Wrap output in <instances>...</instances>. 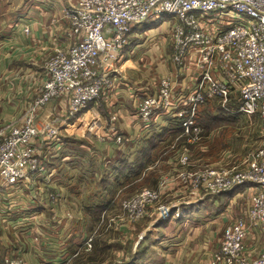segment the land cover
Segmentation results:
<instances>
[{
    "label": "built area",
    "instance_id": "obj_1",
    "mask_svg": "<svg viewBox=\"0 0 264 264\" xmlns=\"http://www.w3.org/2000/svg\"><path fill=\"white\" fill-rule=\"evenodd\" d=\"M63 1L67 6L61 7L60 20L66 41L59 43L55 37L36 96L27 102L14 125L0 129L1 199L14 195L45 171L40 165L45 154L35 141L47 145L60 130L56 118L40 119L39 110L53 99L66 97L69 113L75 115L101 98L129 44L126 33L139 24L146 26L144 32L151 28L157 34L167 31L166 43L172 48L169 57L178 69L177 74L166 71L156 77L154 92L139 99L136 114L141 123L149 124L159 113L188 115L184 131L192 134L188 141L195 143L202 132L193 126L196 108L218 99L228 112L235 106V111L243 115L258 113L264 130V0ZM165 16L175 19L168 28L150 24V20ZM30 30L29 24L23 28L25 35ZM179 76L186 79L185 87L187 84L191 88L182 97L177 95L180 87L173 86ZM190 156V151L180 154L177 174L190 196L250 189L246 217H236L225 226L211 264H264V137L238 166L206 165L193 170ZM13 198L17 200L18 195ZM58 198L60 193L50 191L52 203L57 204ZM152 205L162 217L171 213L172 207L160 201V192L155 189H143L121 200L120 209L126 220L138 221ZM65 217L73 215L67 212ZM5 218L6 210L0 209V219ZM256 232L262 239L261 251L254 246ZM90 241L85 244L86 251L91 248ZM9 254L0 264H26L21 257Z\"/></svg>",
    "mask_w": 264,
    "mask_h": 264
},
{
    "label": "crops",
    "instance_id": "obj_2",
    "mask_svg": "<svg viewBox=\"0 0 264 264\" xmlns=\"http://www.w3.org/2000/svg\"><path fill=\"white\" fill-rule=\"evenodd\" d=\"M27 1L28 5L21 8L23 0H0V129L16 122L27 102L36 96L44 62L54 50L55 37L59 43L66 41L64 23L60 20L64 1L50 0L52 5L48 6ZM27 24L31 30L25 35L23 28ZM145 28L139 24L130 30L129 44L119 59L113 84L101 98L75 115L69 114L66 98L52 100L39 110L40 119H57L59 142L46 145L39 139L35 141L44 151L46 159L43 158L50 163L49 167L44 162L45 171L18 189L17 200L13 198L15 194L0 198V209L6 210V218L0 219V262L10 253L21 257L26 264H110L114 241L118 238L121 244L128 241V251H121L123 264H211L225 226L238 216L237 211L229 213L231 208L223 204L226 195L235 192L220 194L212 200L190 196L177 178L178 159L183 151L167 157L164 153L158 155L157 147L168 140L148 142L142 137L143 130L153 126L161 116H178L175 112L159 113L149 124L141 123L137 117L139 99L154 92L155 78L166 71L177 74L178 70L169 57L172 48L166 43L167 31L157 34L155 29L152 34L154 28L144 32ZM185 80L180 76L174 79V89L180 87L179 97L191 89L187 84L185 87ZM101 102L110 117L108 122H103L108 127L103 132L106 138L101 143L98 139L96 144L106 154L138 147L132 165L131 161L123 160V172L132 169L138 177L131 182L142 184L146 180L142 187L158 190L160 201L172 207L168 216L162 217L152 205L138 221H128L119 214L107 224L102 215L113 206L111 202L102 204V209L93 202L83 207L79 201L70 202L67 191L58 185L61 169L70 162L71 155L63 153L69 148L67 135L72 130L76 132L74 128L88 114L96 118L102 111ZM98 123L102 127V121ZM53 151L61 152V157L58 153L53 155ZM50 191L60 193L57 204L50 201ZM94 210H98L97 215ZM67 212L73 217H65ZM88 238L93 247L86 251L84 241ZM262 248L260 241L258 250ZM99 251L106 255L99 256Z\"/></svg>",
    "mask_w": 264,
    "mask_h": 264
},
{
    "label": "rangeland",
    "instance_id": "obj_3",
    "mask_svg": "<svg viewBox=\"0 0 264 264\" xmlns=\"http://www.w3.org/2000/svg\"><path fill=\"white\" fill-rule=\"evenodd\" d=\"M30 1L32 2L34 0ZM43 1L47 6L52 5V1L50 0ZM56 4H58V2ZM24 5H28V1L26 2V0H23L21 8L24 7ZM64 6H67L66 1H64ZM226 14L230 16L235 15L233 11H227ZM239 21L243 22L244 19H239ZM174 22L175 19L171 16H165L161 20H150L151 25L160 26L163 30L171 26ZM130 30L131 29L126 33L127 36H129ZM137 31L139 32L140 29H137ZM155 32V29L151 31L152 34ZM131 39H134L133 36ZM116 74L117 73H113L110 77L111 85L109 88H111L113 78ZM109 88L104 90V92L108 91ZM113 88L114 87H112V89ZM101 104L102 106L99 105V108L102 109V113L100 112L98 116L96 115V118L88 114L83 118L81 124H77L78 128H74L77 129L76 132L72 130L70 134L67 135L65 140L69 148L67 151H63V153L71 155L69 158L70 162H67L65 166L63 165L64 167L59 173L60 178L58 179V185L67 191L70 202L74 203L75 201H79L83 204V207L93 202L97 203L99 209H102L104 207L102 204L105 205L111 202L113 206L106 210L107 212L105 215H102L104 221L108 220V224L113 220L111 219L109 221L110 218H115L119 214V217L123 216L120 209L121 200L134 197L139 191L145 189L142 185L147 181L142 180V184L138 181L131 182L138 177L137 173H134L132 169L123 172V160L126 159L131 161L129 163L132 165V161H134L133 157L137 155L135 153L138 151V147L131 148L130 150H115L106 154L99 148L98 144H96L98 139L101 143L103 138H106L103 132H106L108 127L103 125V122H108L110 117V115L105 112L104 104L102 102ZM231 108V112H228L226 106L221 105L218 99H212L199 105L193 114V126L199 127L202 129V132L195 143L188 141L189 138L192 140V134H187L184 131L185 127L183 123L188 115L172 116L166 114L163 118L161 116V119H158L153 126H147L148 128L143 130L142 137L146 138L148 142H150L151 139L168 140L157 147L158 155L164 153V157L172 156L177 153V151H192L190 161L192 162L193 170L201 169L206 165L213 166V168L238 166L251 151L259 147L262 143L264 130L262 118L258 113L243 115L235 111V106H231ZM100 121H102V127L98 123ZM14 123L15 122L11 125H14ZM100 138L102 140H100ZM175 139L177 140L176 142H174ZM52 142H59L58 137L53 139L51 143ZM142 147L144 148V146ZM201 147H204L206 150L202 151ZM58 149L60 151L61 148H57V150ZM60 153L61 152L53 151V155L57 154V156H59ZM43 157H41L42 161L40 165L45 169L47 168L45 167V163L48 167L50 163L44 160ZM50 159L53 158L50 157ZM59 164L62 165L64 163ZM113 172L114 174H112ZM128 172L132 173L131 176L124 174ZM150 181L152 180L150 179ZM249 191L250 189L248 187H241L234 195H226L227 197L224 198L223 204H226L227 208H231L229 213L237 211L235 212V215H238L237 217H246V212L249 207ZM213 197L215 196L204 195L205 199L212 200ZM94 212L97 215L98 210H94ZM99 212H102V210H99ZM255 237L254 246L259 247L262 239L257 232L255 233ZM88 239L84 241V248L86 247L85 244ZM92 247L91 245V250ZM122 249L128 251V241H125V244H121L120 239L117 238V240L114 241V249L111 252L112 257L110 259V264L124 263V253H121ZM217 251L212 254L210 263H212V258ZM99 253V256L106 255V252L99 251Z\"/></svg>",
    "mask_w": 264,
    "mask_h": 264
}]
</instances>
